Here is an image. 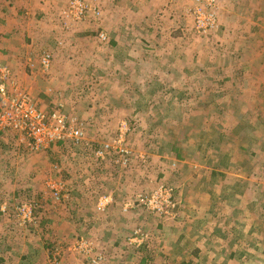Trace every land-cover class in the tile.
Here are the masks:
<instances>
[{"label":"rangeland","instance_id":"374dc122","mask_svg":"<svg viewBox=\"0 0 264 264\" xmlns=\"http://www.w3.org/2000/svg\"><path fill=\"white\" fill-rule=\"evenodd\" d=\"M21 1L0 0V64L83 135L33 151L0 131V264H10V233L32 232L51 209L70 212L53 222L70 227L88 189L112 192L84 204L97 202L98 213L122 191L136 220L126 256L143 264H264V0H217V21L204 29L197 13L214 11L197 0H79L87 9L75 21L65 19L75 0ZM10 42L15 53L3 50ZM121 136L123 152L105 150ZM59 183L67 192L56 199ZM24 203L37 208L23 226ZM90 235L78 239L82 250L72 245L75 264H112ZM72 242L51 249V264Z\"/></svg>","mask_w":264,"mask_h":264},{"label":"crops","instance_id":"0c3cea01","mask_svg":"<svg viewBox=\"0 0 264 264\" xmlns=\"http://www.w3.org/2000/svg\"><path fill=\"white\" fill-rule=\"evenodd\" d=\"M20 3L24 5L28 4L27 1L25 0H22ZM14 17L15 16L13 17L10 16L11 21H14L15 23ZM0 18L2 20H6V17L3 15H0ZM12 31L13 30H10L11 33L10 38L12 37ZM7 49H9L10 52L12 53L16 52V49L13 48V43L11 42H10V46L3 50H7ZM10 52L7 51V53ZM5 65L9 66L8 63L0 64V66H5ZM22 68L23 66H20V70ZM24 68L25 70H27L28 67L24 66ZM22 74L24 78H26L27 75L25 73ZM94 178L90 180L91 181L90 183H87L89 184L88 187L94 182L93 181ZM104 179L107 180V178ZM82 180L84 179H79L81 183H83ZM96 182L97 181H95L92 184V187L95 185ZM121 192L122 191H118V193L111 195L114 198V202L110 203L106 207L103 213H98L96 209L97 202L93 203L94 202L93 201L92 204L94 205L91 204L90 206L91 208L89 206L86 207V205L90 203L88 198L98 199L101 195L104 194L109 195L112 192L105 191L102 194H99L97 191L88 189L85 193H78L77 194L78 199L75 202V205L74 206L71 205V208H76V209H74V211L72 210L71 212V214L74 215H72L70 218V222H69L70 227H67L66 223H60L61 227L58 229L57 224L53 223L54 220L55 221L57 220L56 214L58 213L60 215L69 213L70 215V212H66L64 207H60V208H56L54 211H52L51 209V211L47 212V214H44L41 223H39V226L40 225L41 226L37 227L36 229H32V232L25 231V234L21 233L20 236L16 238H14V236H12V234L10 233V242H9L10 264H51L52 255H50V251L52 248H57L61 246V242L63 240L66 244L72 241L73 242L68 247L67 251L62 250L64 255L61 262L63 264H75L78 262V259H77V253L73 252L72 245H74L77 241H79L83 235H87L89 236V238H91L90 234H93L92 237L93 242L99 244L100 247L102 246V248L109 251L110 254L115 255V258L112 259L111 261L112 264H123V263L125 264L131 262H133L132 264H137V263L143 264V260L145 256L140 257V259H135L131 257V255L126 256V254H130L129 252L125 251L128 249L127 238L129 235L127 234L130 232V230L125 231V229H131L136 223V220L134 217L131 216L132 213L128 214L130 212V211L127 212L129 208L126 207V205L125 206L122 205V203H124V200L121 201L120 199L124 197L122 196ZM85 198L86 200L84 201ZM80 199H82V201H80ZM39 200H41V198L38 199V201ZM85 203L86 205H84ZM51 214H54L52 215L54 219L51 218L50 221L48 219L50 218ZM47 220L49 222H47ZM96 230L97 231L99 230V232H96ZM60 232L63 233L61 234ZM36 236L37 239L34 238ZM168 244L169 243H164L161 244V246H165ZM154 252H156V250ZM148 254L149 252L146 253V255ZM64 260H66V262H63ZM185 263L187 264L189 263V261L187 260L184 263H180V264H185ZM189 264H193V263L190 262Z\"/></svg>","mask_w":264,"mask_h":264},{"label":"built area","instance_id":"2783aa9c","mask_svg":"<svg viewBox=\"0 0 264 264\" xmlns=\"http://www.w3.org/2000/svg\"><path fill=\"white\" fill-rule=\"evenodd\" d=\"M175 2L177 0H168ZM198 3L204 5L207 9H211L214 13H197L196 22L198 27L204 29L213 27L217 21V0H197ZM200 4L198 6H200ZM70 12L65 16V19L72 18L81 20L86 13V4L79 0L69 3ZM105 39L104 34L102 35ZM49 58H43V65L46 68L49 66ZM0 131H13L18 133L25 141H28V146L33 151H39L50 144L59 143L66 140L80 141L82 139V129L77 127V119L71 118L68 114L61 111L51 114L42 110L32 93L21 87L15 81L9 66H0ZM123 141L120 137L117 146L115 144L106 145L105 150H116L118 145ZM119 148V147H118ZM120 149V148H119ZM121 152L122 149H120ZM104 151H100L98 155L104 158ZM50 185V184H49ZM51 193L56 199H60L67 192L63 183L50 185ZM112 203L108 197L103 198L101 206L98 210L103 211ZM36 203H24L16 209L17 217L21 219V225L35 223ZM151 208L162 213L163 204L157 198H153L150 202ZM137 236H139L137 234ZM86 244L81 240L76 242L77 248L82 250ZM100 260L93 259L88 264H100Z\"/></svg>","mask_w":264,"mask_h":264},{"label":"trees","instance_id":"16d2710c","mask_svg":"<svg viewBox=\"0 0 264 264\" xmlns=\"http://www.w3.org/2000/svg\"><path fill=\"white\" fill-rule=\"evenodd\" d=\"M59 143H63V142H59ZM215 173V172H214ZM217 174V173H216ZM190 263V262H189ZM189 263H187V264H189ZM186 264V263H185Z\"/></svg>","mask_w":264,"mask_h":264}]
</instances>
